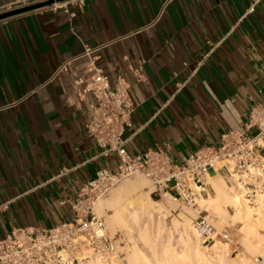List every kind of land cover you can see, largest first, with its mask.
Returning a JSON list of instances; mask_svg holds the SVG:
<instances>
[{"label": "crops", "instance_id": "1", "mask_svg": "<svg viewBox=\"0 0 264 264\" xmlns=\"http://www.w3.org/2000/svg\"><path fill=\"white\" fill-rule=\"evenodd\" d=\"M93 59L131 84L129 153L183 163L264 103V0H86L1 21L0 240L71 221L85 184L116 170V156L97 157L93 98L75 85L95 77Z\"/></svg>", "mask_w": 264, "mask_h": 264}, {"label": "built area", "instance_id": "2", "mask_svg": "<svg viewBox=\"0 0 264 264\" xmlns=\"http://www.w3.org/2000/svg\"><path fill=\"white\" fill-rule=\"evenodd\" d=\"M54 1L39 9L69 13L74 5L86 0H17L0 7V15L28 6ZM100 48H87L91 57ZM95 77L75 80L91 94L87 134L98 149V158H118L116 170H99L72 201L73 219L45 230L16 229L0 240V264H115L122 258L116 235L112 236L103 217L97 215V203L119 185L137 175L144 176L152 186V196L172 199L191 208L200 207V199L213 174L224 176L227 185L252 209L264 197V103L255 106L241 131L224 134L216 146H205L191 154L183 163L175 162L165 151L147 150L133 156L127 149L125 132L134 113L131 84L119 78L114 82L91 62ZM256 130L254 134H250ZM207 212H200L194 227L203 245L218 240L229 241L228 228L218 230ZM122 264L125 259H121Z\"/></svg>", "mask_w": 264, "mask_h": 264}, {"label": "bare ground", "instance_id": "3", "mask_svg": "<svg viewBox=\"0 0 264 264\" xmlns=\"http://www.w3.org/2000/svg\"><path fill=\"white\" fill-rule=\"evenodd\" d=\"M139 181L142 180L136 179V181L129 183L126 186L116 190L113 194H111L109 199L103 200L99 204L98 208L99 211H101V214L105 216V219L108 222L109 227H111V230H113V233H116L117 231L120 230H124L128 232L130 235H134V232L137 231L138 233L137 238H139L140 241L143 242V244L145 243L146 246L153 248L152 246H154L155 243L153 244L154 241L151 239L152 235H150L147 224L154 220L153 217L155 216V214H159L158 217L161 218L160 217L161 211L162 210L165 211L166 207H164L162 203H158L155 200H153L149 195V192L147 193L145 192V194L143 195L142 194L138 195V191H140L143 188V186L141 188V184ZM208 185L213 190L216 196L213 197L210 191L205 190L199 202L200 207L206 208L208 211L210 210L213 211L214 213L213 217L215 220H219V224L220 222L223 221L225 222V220H227L229 216H231L236 221L239 220L244 224V227L241 230L245 236H248L250 233L257 231L258 228L260 227L264 229V197L259 202L260 204L259 206L261 207V208L258 207V209L260 210L257 213L259 218H254L252 212L247 209V204L245 205L243 199H241L238 196V194H236V192L233 191L230 187H227L220 176H218L217 178H209ZM157 205H159L158 206L159 209L158 207L156 208ZM170 206H173L171 204V201L169 202V207ZM229 207L234 209L235 211L234 215H230ZM184 218L187 217L184 216ZM155 219L159 224L160 222V221L158 222L159 219L157 218ZM183 222H184L183 227L181 229H178L177 226L178 223L180 224ZM183 222H179V221L178 223L175 222L176 226L174 225V227H177L176 230L178 229V232L177 231L176 232L178 234H181L183 232L182 234H184L187 237V239L183 241L185 244L184 253L182 252L183 254L178 255L176 254V252H173L170 249H167L165 251L163 250L164 251L163 254H165L166 256H164V258L162 257L161 260L160 259L158 260L159 264H178L180 263V261H182L184 264H192L193 261L196 262L195 264H215V262L216 264H227L225 261V256H226V251L229 249L228 245H223L218 242L217 244L215 243L213 244V246L209 248L210 253L208 251H205L206 249H204V247L202 248L201 245L199 244L198 237L197 240H195L192 237V233L194 234V232L196 233V231L193 228H191V223L189 222V220L183 219ZM157 227H162V226H160L159 224ZM163 227H165V224ZM180 231L181 233H179ZM158 232L159 233L161 232L162 234V232H164L163 228H158ZM134 237L136 238L135 235ZM134 237L132 236V238ZM129 239L131 238L129 237ZM180 239L182 244V238ZM129 241L132 242V240ZM156 241H158V238L156 239ZM132 243H136V241ZM251 246L253 247V245ZM206 247L207 246H205V248ZM135 248H136V244L135 245L133 244L132 249L130 248L131 250L128 251L127 249L128 257L130 260H132V264H140V262L138 263V260L140 259L137 258L138 254L135 251L136 250ZM232 263L247 264L244 261H240V262L233 261ZM150 264H154V263L151 262Z\"/></svg>", "mask_w": 264, "mask_h": 264}, {"label": "rangeland", "instance_id": "4", "mask_svg": "<svg viewBox=\"0 0 264 264\" xmlns=\"http://www.w3.org/2000/svg\"><path fill=\"white\" fill-rule=\"evenodd\" d=\"M213 171H210V174L213 175ZM217 178V177H216ZM222 178V177H221ZM137 180H142L139 181L141 184V188L143 186V190L141 189L140 191H138V195H143L145 194V192H149V195L151 196V192H152V186L149 180H147L144 176L142 175H137L133 178L128 179L127 181H125L124 183H122L121 185H119L117 188H115L108 197L101 199L98 203L100 204L103 200H107L109 199V197L111 196V194H113L116 190L126 186L129 183H132L134 181ZM223 179V178H222ZM224 183L226 184L227 187H229L226 183V181L223 179ZM206 191H210L212 196L215 197V193L213 192V190L210 188V190L206 189ZM151 198L153 200H155L158 203H162V205H164L165 211L162 210L161 211V215L159 218V214H155V216L153 217V221L149 222L147 224V227L149 229L150 235H152L151 239L154 241L153 244L155 243L154 246H152L153 248H150L148 246H146V244L144 245L142 241H140L138 237V233L137 231L134 232V235L136 236V238L134 237V235H130L128 232L124 231V230H120L117 231L116 233H113V230H111V227H109L108 222L105 219V216H103L101 214V212L97 209V205H96V213L98 216L103 217L106 221V225L107 228L110 232V234L112 236L116 235V238L118 240V242H123L119 247H118V251L119 254H123L122 258L118 257L116 260H114L115 264H122L121 259H125V263L124 264H132V260L129 259L128 257V251L132 249L133 244H136V252L138 254V263L140 262V264H150L151 262H153L154 264H159L158 260L162 259V257L164 258V256H166L165 254H163V252L167 249L172 250L173 252H176V254H183L185 251V244H184V240L187 239V237L181 233V231L178 234V229H181L183 227V219H187L189 220V222L191 223V228H193L195 231V227H194V221L200 216V212H207L204 215L208 216L209 219L211 220V222L214 224V226L218 229V230H223L224 228H228L229 231H231V237L229 241H221L218 240L217 242H215L216 244L219 242L223 245H228L229 249L226 251V256H225V261L227 264H233L232 262L234 261H244L247 264H264V229L263 228H258L257 231L250 233L248 236H245L244 233L242 232V228L244 227V224L239 221V220H235L233 219L231 216H229V218L227 220H225V222H220L219 224V220H215L213 215V211H208L206 208H191L188 206H185L184 204H181L179 202H175L172 199H160L157 198L155 196H151ZM171 201V204L173 206L169 207V202ZM245 202V201H244ZM166 204V205H165ZM200 204V203H199ZM247 203L245 202V205ZM159 205L156 206V208ZM260 207V206H258ZM251 207L247 204V209L250 210L252 212V215L254 218H259L257 213L260 211L258 208L256 209V211L254 209H250ZM261 208V207H260ZM159 209V207H158ZM254 210V211H253ZM258 210V211H257ZM111 213V212H109ZM170 213V214H168ZM229 213L230 215H234L235 211L233 208L229 207ZM166 214V215H164ZM166 216V217H164ZM187 217V218H184ZM159 219L158 222L160 224V226L162 227H157L159 224L157 223L156 219ZM162 219V221H161ZM165 219V220H164ZM252 219V218H251ZM173 220V221H172ZM172 221V222H171ZM179 222H183V223H178ZM176 223H178V229L176 230L177 227H174V225L176 226ZM162 223V225H161ZM165 224V227L164 224ZM152 225V226H151ZM180 225V227H179ZM193 225V226H192ZM151 226V227H150ZM158 228H163L162 234L161 232H158ZM169 228V229H168ZM173 228V229H172ZM155 229V231H154ZM167 229V230H166ZM171 230V231H170ZM177 231V232H176ZM126 233V234H125ZM159 233V236H158ZM128 234V235H127ZM195 234V235H194ZM194 234L192 233V237L197 240V237L199 239V244L201 245V247L204 249H206L205 251H210L209 248L212 245H203L201 239L199 238L197 231L196 233L194 232ZM180 235V236H179ZM182 235V237H181ZM132 236L134 238H132ZM129 237L131 239H129ZM185 237V238H183ZM158 238V241H156V239ZM182 238V244H181V239ZM135 239V240H133ZM139 239V240H138ZM135 242L136 243H132ZM156 241V242H155ZM132 243V244H131ZM132 245V246H131ZM253 245V247L251 246ZM205 246H207L205 248ZM155 247V248H154ZM255 247V248H254ZM131 248V249H130ZM128 249V251H127ZM184 249V250H183ZM164 250V251H163ZM181 251V252H180ZM183 252V253H182ZM210 253V252H209ZM155 255V257H154ZM150 260V261H149ZM142 262V263H141ZM215 262V261H214ZM181 264H184L182 261H180ZM178 263V264H180ZM192 263V262H191ZM196 262L193 261L192 264H195ZM216 264V262H215Z\"/></svg>", "mask_w": 264, "mask_h": 264}, {"label": "water", "instance_id": "5", "mask_svg": "<svg viewBox=\"0 0 264 264\" xmlns=\"http://www.w3.org/2000/svg\"><path fill=\"white\" fill-rule=\"evenodd\" d=\"M58 1L61 2V1H66V0H58ZM53 3H54V1H49V2H46V3H43V4H37V5H33V6H28V7H24V8H21V9H17V10L11 11V12H7V13H4V14H1L0 15V22L4 21L6 19L12 18V17H16V16H19V15L35 12V11H37L39 9H42V8L47 7L49 5H52Z\"/></svg>", "mask_w": 264, "mask_h": 264}]
</instances>
